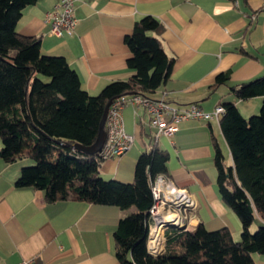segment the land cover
<instances>
[{
	"label": "crops",
	"instance_id": "obj_1",
	"mask_svg": "<svg viewBox=\"0 0 264 264\" xmlns=\"http://www.w3.org/2000/svg\"><path fill=\"white\" fill-rule=\"evenodd\" d=\"M56 1L37 0L24 7L17 29L41 35L43 53L64 55L90 93L134 74L127 63L132 52L125 36L137 18L152 14L163 23L160 38L174 57L169 78L152 97L164 96L176 105L198 102L208 111L233 101L246 117L260 109L262 95L241 99L231 85L264 74V0H76L78 21L73 33L65 36L53 34L45 20ZM226 71L227 84L211 89L216 76ZM122 115L133 140L123 154L103 159L102 176L132 182L139 155L158 142L169 154L164 175L189 201L171 209L179 219L167 222L186 228L202 222L208 230L228 227L239 240L241 220L223 200L217 183L214 136L227 164L234 165L220 119H183L168 137L158 135L149 114L132 103L123 106ZM25 160L31 159L9 162L0 157V264L25 259L35 264H122L113 235L122 215L137 208L80 199L50 202L44 189L16 185ZM151 223L148 250L159 254L166 250L165 233L172 225L163 226L160 250L154 253L149 244L153 219ZM261 224L264 216L257 212L251 229ZM254 257L256 264H264V254Z\"/></svg>",
	"mask_w": 264,
	"mask_h": 264
},
{
	"label": "trees",
	"instance_id": "obj_2",
	"mask_svg": "<svg viewBox=\"0 0 264 264\" xmlns=\"http://www.w3.org/2000/svg\"><path fill=\"white\" fill-rule=\"evenodd\" d=\"M37 0H0V157L6 161L30 158L17 186L45 190L48 201L80 199L116 204L137 211L124 214L114 232L116 255L122 264H256L264 254V224L252 230L256 213L264 216V74L231 85L238 98L262 95L260 111L246 117L233 101H224L220 122L234 165L213 137L217 183L225 203L239 216L241 238L228 227L208 230L202 222L166 230V250H148L152 181L168 173L169 154L158 142L139 155L132 182L105 178L100 152L89 154L76 143L95 142L105 107L118 96L142 93L153 96L169 78L174 57L160 38V19L145 14L125 36L132 54L128 79L107 83L92 94L64 55L41 50L42 36L22 34L17 24L24 7ZM230 72H220L210 85L227 84Z\"/></svg>",
	"mask_w": 264,
	"mask_h": 264
},
{
	"label": "built area",
	"instance_id": "obj_3",
	"mask_svg": "<svg viewBox=\"0 0 264 264\" xmlns=\"http://www.w3.org/2000/svg\"><path fill=\"white\" fill-rule=\"evenodd\" d=\"M75 4L76 0H57L53 9L47 11L45 20L50 23V31L53 34L65 36L73 33L78 21L75 15ZM127 103H132L136 108L146 111L150 116L152 126L156 128V133L168 137L174 135L178 122L183 119L219 120L225 112V107L222 104L208 111L198 102L176 105L169 102L164 96L155 98L142 93L118 96L112 101L108 109L106 119L107 138L100 150L103 159L123 154L133 140V135L125 129L122 115V108ZM174 190L178 189L171 186L170 181L164 174L156 176L153 180L152 192L154 204L150 209V213L155 225L163 222V215L159 211L160 205L163 206V210L168 211L189 204L186 195H181L182 192L180 191V197L177 198L176 191ZM154 234L152 232L149 236L150 249L154 253H158L160 250V242L159 240L158 242L153 241ZM20 264L35 263L32 259H25Z\"/></svg>",
	"mask_w": 264,
	"mask_h": 264
},
{
	"label": "water",
	"instance_id": "obj_4",
	"mask_svg": "<svg viewBox=\"0 0 264 264\" xmlns=\"http://www.w3.org/2000/svg\"><path fill=\"white\" fill-rule=\"evenodd\" d=\"M112 101L113 100H110L105 107V111H104V114H103V117L100 123L99 133H98V136L95 142L88 146L83 145L81 143H76L75 144L76 148L84 151L85 153H89V154H94L101 150L107 138L106 119H107L108 109ZM167 225L178 226V224L176 223H167Z\"/></svg>",
	"mask_w": 264,
	"mask_h": 264
},
{
	"label": "bare ground",
	"instance_id": "obj_5",
	"mask_svg": "<svg viewBox=\"0 0 264 264\" xmlns=\"http://www.w3.org/2000/svg\"><path fill=\"white\" fill-rule=\"evenodd\" d=\"M174 191H176L177 198L180 197L179 196L180 190H174ZM176 215L177 214L174 213L173 211L163 213V220L162 221L164 223L163 222H159L161 224L158 223L157 225H153V232L155 233L154 236H153V238H154L153 241L158 242V238L161 236L160 234L162 232L163 225H165L166 223H168L167 221H170V220H176L177 221V219H179L178 216H176Z\"/></svg>",
	"mask_w": 264,
	"mask_h": 264
},
{
	"label": "rangeland",
	"instance_id": "obj_6",
	"mask_svg": "<svg viewBox=\"0 0 264 264\" xmlns=\"http://www.w3.org/2000/svg\"><path fill=\"white\" fill-rule=\"evenodd\" d=\"M259 111H260V109H258V111H254V112H252V113H248V114H247V117L251 116L252 114H257ZM0 142H1V139H0ZM24 163H25L26 165H29V164L33 163V160H25ZM159 211H160V213H161L162 215H163V213H165V212H170V210H168V211H164V212L162 213V211H163V206H162V205L159 206ZM173 211H174V210H173ZM162 217H163V216H162ZM163 223H164V222H163ZM159 224H161V223H159ZM163 226H164V225H163Z\"/></svg>",
	"mask_w": 264,
	"mask_h": 264
}]
</instances>
